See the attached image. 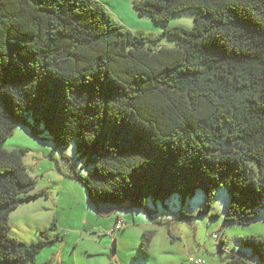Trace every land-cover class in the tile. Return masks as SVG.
Listing matches in <instances>:
<instances>
[{"label":"trees","instance_id":"obj_1","mask_svg":"<svg viewBox=\"0 0 264 264\" xmlns=\"http://www.w3.org/2000/svg\"><path fill=\"white\" fill-rule=\"evenodd\" d=\"M133 7L157 23L197 13L192 27L164 26L153 36L118 22L97 0H0V264H29L47 243L8 233L10 212L46 195L33 192L26 150L4 147L19 125L62 152L74 144L86 173L70 167L95 205L152 214L147 203L165 207L177 195L180 215L190 218L188 198L202 192L204 214L224 189L225 222L248 224L262 208L264 0ZM153 235L141 238L146 256ZM224 244L221 237V251ZM241 246L264 264V238L244 237ZM224 263L249 264L238 251Z\"/></svg>","mask_w":264,"mask_h":264},{"label":"rangeland","instance_id":"obj_2","mask_svg":"<svg viewBox=\"0 0 264 264\" xmlns=\"http://www.w3.org/2000/svg\"><path fill=\"white\" fill-rule=\"evenodd\" d=\"M97 1L115 20H120L111 1ZM196 13V9L181 11L164 23H157L146 14L138 18L135 30L131 29L156 36L164 26L192 27ZM162 43L173 45L166 39ZM27 119L32 123L29 115ZM46 136L36 137L28 126L19 125L4 143L8 150H26L24 164L36 180L33 192L46 191V195L19 204L9 214L10 236L27 243L47 241L29 264H225L227 255L237 251L245 255L249 264H259L251 248L241 246V240L249 236L264 238V200L255 220L248 224L225 222L229 195L224 189L216 192L210 210L204 214H199L202 192L188 198L184 209L190 218L180 215L181 201L177 195L170 196L165 207L147 203L152 214L144 208L95 205L70 167L74 164L77 171L86 173L75 156L74 144L62 152ZM117 219L123 220L124 226L110 233ZM145 231L154 234L147 256L140 250ZM214 233L225 240L222 251ZM191 255L204 262L191 263Z\"/></svg>","mask_w":264,"mask_h":264},{"label":"crops","instance_id":"obj_3","mask_svg":"<svg viewBox=\"0 0 264 264\" xmlns=\"http://www.w3.org/2000/svg\"><path fill=\"white\" fill-rule=\"evenodd\" d=\"M104 3H107V0H101ZM111 1L114 5L113 10L117 13L120 20V23L124 24L128 28L135 30L137 24L140 22L138 18L140 17L133 7L134 0H108ZM133 9V10H132ZM117 20V19H116ZM101 210H108V208L101 207Z\"/></svg>","mask_w":264,"mask_h":264},{"label":"built area","instance_id":"obj_4","mask_svg":"<svg viewBox=\"0 0 264 264\" xmlns=\"http://www.w3.org/2000/svg\"><path fill=\"white\" fill-rule=\"evenodd\" d=\"M123 226H124V222H123V220H118V221L116 222L115 229H121ZM213 237H214L215 239L220 240L222 236H221L220 234L214 233V234H213ZM189 261H190L191 263H203V262H204V260H203L202 258H200V257H195V256H192V255L189 256Z\"/></svg>","mask_w":264,"mask_h":264}]
</instances>
